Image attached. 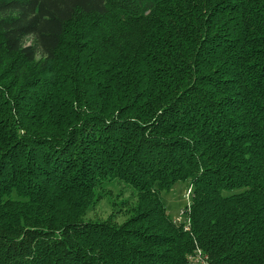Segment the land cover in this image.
Instances as JSON below:
<instances>
[{"label":"trees","instance_id":"obj_1","mask_svg":"<svg viewBox=\"0 0 264 264\" xmlns=\"http://www.w3.org/2000/svg\"><path fill=\"white\" fill-rule=\"evenodd\" d=\"M115 180L122 223L86 219ZM197 252L264 264V0H0V264Z\"/></svg>","mask_w":264,"mask_h":264},{"label":"rangeland","instance_id":"obj_2","mask_svg":"<svg viewBox=\"0 0 264 264\" xmlns=\"http://www.w3.org/2000/svg\"><path fill=\"white\" fill-rule=\"evenodd\" d=\"M190 189L189 182L180 181L172 185L169 191H163L160 194V200L167 214L177 225H186V216H182L181 213L190 204L191 195H187ZM135 196L134 189L124 183L116 180L106 182L96 191V202L86 219L105 220L113 214L112 221L120 224L125 218L123 210L126 206L135 203Z\"/></svg>","mask_w":264,"mask_h":264},{"label":"built area","instance_id":"obj_3","mask_svg":"<svg viewBox=\"0 0 264 264\" xmlns=\"http://www.w3.org/2000/svg\"><path fill=\"white\" fill-rule=\"evenodd\" d=\"M189 192L187 193V195ZM187 264H208L204 258H201L200 253L197 252L188 258Z\"/></svg>","mask_w":264,"mask_h":264}]
</instances>
